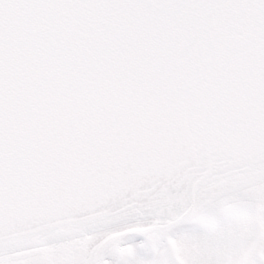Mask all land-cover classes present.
<instances>
[{
	"label": "snow or ice",
	"instance_id": "1",
	"mask_svg": "<svg viewBox=\"0 0 264 264\" xmlns=\"http://www.w3.org/2000/svg\"><path fill=\"white\" fill-rule=\"evenodd\" d=\"M0 264H264V0H0Z\"/></svg>",
	"mask_w": 264,
	"mask_h": 264
}]
</instances>
